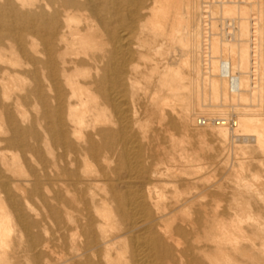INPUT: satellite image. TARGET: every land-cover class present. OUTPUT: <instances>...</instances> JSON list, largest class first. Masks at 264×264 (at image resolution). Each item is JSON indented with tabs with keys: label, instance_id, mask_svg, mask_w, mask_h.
Returning a JSON list of instances; mask_svg holds the SVG:
<instances>
[{
	"label": "bare ground",
	"instance_id": "6f19581e",
	"mask_svg": "<svg viewBox=\"0 0 264 264\" xmlns=\"http://www.w3.org/2000/svg\"><path fill=\"white\" fill-rule=\"evenodd\" d=\"M0 264H264V0H0Z\"/></svg>",
	"mask_w": 264,
	"mask_h": 264
},
{
	"label": "rangeland",
	"instance_id": "374dc122",
	"mask_svg": "<svg viewBox=\"0 0 264 264\" xmlns=\"http://www.w3.org/2000/svg\"><path fill=\"white\" fill-rule=\"evenodd\" d=\"M207 104H208V102H207ZM229 109L230 108L225 110V113L230 112V114L227 113V116L229 118V120H227V122L229 121L227 124L229 126L230 125L233 126L232 122H236L237 120H236L235 115L233 114V111L231 109L230 110ZM202 119H205L206 123L211 122L208 125H201V124H200L201 126L197 125V126H199L200 130H202V131L204 130L208 134V136L206 137V140L208 142L205 140L206 145L209 143L211 144V146H210V144L207 145L208 150L205 148L203 151H200L199 154L203 158L202 162L211 161L213 164L214 174L217 177L225 176L227 184L233 185L234 183L232 182V179H233L232 170H233V164L235 162L234 160H236V158L239 157L238 155L235 154V152L237 151L236 150L237 146H239V144L236 141H232L231 139L226 140V139H224V138H222L216 134L215 126H213L215 123L212 124L213 121H220L219 119H217L216 115H214V116H199L198 120H202ZM231 126L229 128H231ZM175 134L178 136L184 135V133L182 131L175 132ZM189 136H190V142H189L190 144L186 145L188 150L190 151V150L198 149V147H199L198 138L196 136H194L193 133H191ZM212 146H213V148H210ZM210 150H211V152H210ZM211 154H212V156H211ZM234 156L236 158H234Z\"/></svg>",
	"mask_w": 264,
	"mask_h": 264
}]
</instances>
